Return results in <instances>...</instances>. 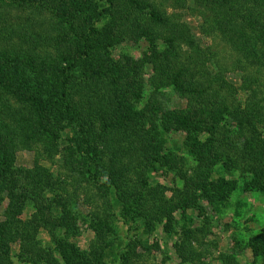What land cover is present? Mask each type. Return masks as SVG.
I'll return each mask as SVG.
<instances>
[{
  "label": "trees",
  "instance_id": "1",
  "mask_svg": "<svg viewBox=\"0 0 264 264\" xmlns=\"http://www.w3.org/2000/svg\"><path fill=\"white\" fill-rule=\"evenodd\" d=\"M195 3L209 33L246 64L264 66V0ZM168 4L186 8V0H0V264H13L11 244L18 241L20 257L32 264H105L117 206L127 221L169 231L175 212L227 202L234 182L213 177L218 164L240 169L249 191L264 192L262 98L247 80V101L225 95L235 86L210 71L206 52ZM121 45L137 56L117 55ZM168 90L183 108L165 106ZM62 143L72 191L41 163L60 154ZM20 150L36 153L31 168L16 166ZM183 154L195 162L191 174L180 169ZM165 168L184 181L170 196L151 184ZM55 188L63 193L49 200ZM79 194L95 235L87 250L69 238ZM28 198L35 212L24 221ZM39 228L54 247L35 238ZM196 237L188 229L175 244L184 262L199 257ZM248 245L252 263L264 262V228ZM120 257L133 264L128 252Z\"/></svg>",
  "mask_w": 264,
  "mask_h": 264
},
{
  "label": "rangeland",
  "instance_id": "2",
  "mask_svg": "<svg viewBox=\"0 0 264 264\" xmlns=\"http://www.w3.org/2000/svg\"><path fill=\"white\" fill-rule=\"evenodd\" d=\"M168 12H176L183 22L187 23L198 40L203 51L206 52L208 68L213 74L224 73L225 78L231 82L237 92H226L225 95L233 94L239 104L247 101L249 92L244 90V80L248 81L249 87L257 89L261 104L264 106V66L255 63L246 64L244 60L234 53L231 48L214 32H208V25L203 23L199 11L196 8L195 0H186V8H174L167 5ZM194 7L196 10H192ZM208 33H202V30ZM117 55L121 53L137 56V52L127 46L117 47ZM148 88V87H147ZM165 106L170 109H180L185 106V101L180 99L170 90L166 91L163 97ZM228 102V101H227ZM232 108L235 104L228 102ZM181 142L179 137L174 140ZM65 143L60 145L61 152L53 160H42L41 163L47 166L61 179L66 180L68 191H72L73 179L68 177V171L62 167V152ZM181 146V145H180ZM181 154V153H180ZM36 153L33 151L20 150L16 153V166L19 168H31ZM184 167L191 174L195 162L186 154ZM213 177L225 176L229 181L234 182V189L227 198L226 203H220L218 209L210 208L206 201L201 202V209L190 208L185 212H175V220L172 228L167 231L163 224L159 223L154 228H145L137 221H127L122 216V210L117 206L112 214L113 232L109 234L113 247L108 251L104 259L105 264H123L121 253L128 252L134 256L133 264H225L221 258L223 254L234 256L231 264H253L254 257L249 248L248 241L254 234L264 228V192L249 191L245 186V179L240 169H233L226 172L222 164H218L213 172ZM151 184L162 189L164 195L170 196L174 189L182 190L184 181L181 179L178 170L161 169L153 176ZM58 188V187H57ZM54 189V192L46 193L49 200L53 199L56 193L62 191ZM6 202L0 206V220L3 216V209ZM78 214L76 226L70 233V241L80 249L87 250L91 240L95 237L90 227V207L85 202L83 195L79 194L73 207ZM35 212L34 203L30 198L26 201L21 218L25 221L31 218ZM200 215V216H198ZM196 232V240L193 245L198 259L191 262H184L175 249L187 230ZM35 238L45 247H54L53 240L45 229L39 228L35 232ZM19 241L11 244V261L13 264H32L20 257ZM134 253V254H133ZM43 264V263H40ZM255 264H264L258 257Z\"/></svg>",
  "mask_w": 264,
  "mask_h": 264
}]
</instances>
